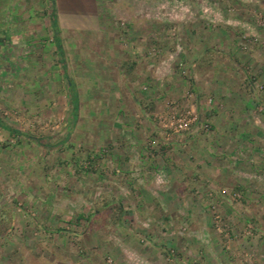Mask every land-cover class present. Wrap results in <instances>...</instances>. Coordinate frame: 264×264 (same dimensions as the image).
Masks as SVG:
<instances>
[{"label": "rangeland", "instance_id": "1", "mask_svg": "<svg viewBox=\"0 0 264 264\" xmlns=\"http://www.w3.org/2000/svg\"><path fill=\"white\" fill-rule=\"evenodd\" d=\"M84 7L0 0V119L26 135L0 128V264H264V62L220 32L237 1L98 0L101 33ZM52 10L62 28L85 27L59 30L82 91L95 54L109 55L97 41L127 42L109 49L136 65L132 86L154 101L118 117L131 126L113 127V112L84 96L65 138L71 103ZM263 12L250 13L262 36ZM243 82L252 107L235 97Z\"/></svg>", "mask_w": 264, "mask_h": 264}, {"label": "crops", "instance_id": "2", "mask_svg": "<svg viewBox=\"0 0 264 264\" xmlns=\"http://www.w3.org/2000/svg\"><path fill=\"white\" fill-rule=\"evenodd\" d=\"M236 1H237V5L239 6L238 9H240V11H238L237 9V11L234 14L235 16L233 15L235 17L234 19H231V18L226 19V16H227L225 12L226 10L222 12V14L224 15L222 17V21L227 23L226 25L228 26L221 28L220 32L223 33L222 35H225L226 32L231 31L232 32L231 35L233 34V36L237 39L240 38L239 44L246 45V46L248 45L246 51H244V55H245L243 56L245 57L244 59H246L248 56V58L252 59L253 61H263L264 62V40H263L264 36H262L263 29H259L256 25H253V23L251 22L252 21L251 14H253L255 10L261 9L264 11V0H236ZM83 2L85 5L84 7L85 11L90 10V13L92 14V18L94 19V22L91 25H95L94 27L97 29L96 31L100 32V29L102 27L100 25L101 20L99 19L100 12H99V7H98V0H86V2L83 0ZM203 8H204V11H206L207 15H210L211 13L210 6L208 7L207 5H204ZM55 15H56V20L58 19V24H59L58 37L60 39V43L63 49V42L61 41L62 36L59 34V30L60 32L66 31V30L83 31L85 27L84 25H82V27L81 26L78 27L76 25L71 24L69 27H67V29L65 28L66 27L65 25L62 28L61 27L62 25L60 24V21L62 20L58 16V13L56 12V10H55ZM228 19L230 21H228ZM76 22H78L77 19H76ZM246 36L249 38L246 39L247 41H244L245 40L244 37ZM52 37H53V33H52ZM126 43L127 42L124 39L119 41V40H110V39L103 38L97 41L95 45L99 47L101 46L105 47L109 55L107 54L108 56H106V58L102 57L101 56L102 50L95 54L94 58L95 57L97 58V61L95 60L97 65H96V69H94L92 68V63L94 64L95 62L94 61L91 62L90 69L92 72L91 74L92 77L90 76L91 77L90 78L88 76L89 78L87 80V83L89 80H90V83H88L89 89L86 88V92L82 91V85H81L82 83H80V78L78 77L79 71L76 70V68L71 72L72 74L68 75L67 65H66V60L64 56V50H63V62L65 63V66L63 67V72L65 75H63V77L65 78V81H66V88L69 93V97H70V92L68 88L71 85V83L73 84L74 89L77 93L78 112L81 111L83 97L84 96L88 97L89 99L86 101V103H88V105L91 106L92 108L97 109L99 107L100 108L107 107V111L109 108L110 109L109 111L113 112L114 114L113 116H115L112 122L113 127L114 126L115 127L131 126L129 122L126 123V121L124 120H119L118 122L117 121L118 117L121 116L122 114L126 115L127 111L137 112V114L134 115L135 117H137L138 115L143 116L145 109L148 107L146 105L148 104L149 100L151 102L153 101V98L151 100L150 98H148L146 94L143 95L142 92H137L136 90L137 88H135L136 86L135 87L132 86L135 83L134 82L135 76L133 75V70L136 68V65L131 66V64H128L129 57L125 55L124 52L121 53L114 49L113 51L109 49L110 47L114 48L115 46H118V45L120 46L121 44H123L122 46H128V44ZM131 44L132 43H130L129 45ZM127 53L130 54L129 49ZM73 57H75L76 59L79 58L77 54H75ZM109 57L111 60L109 59ZM108 60H110L111 63H113L112 66H110L112 67L111 69L108 67V64L111 65ZM139 74L141 75V71L139 72ZM262 76L264 77V74L263 73L261 74V71H260L259 78ZM95 77L97 79H95ZM241 85H243V87L240 89L239 94L235 95V97L240 98L238 99V103H240L242 106H247V107L254 106L255 97L253 96L255 95V93H252L251 95L248 94L246 92V89L244 88V85H245L244 82L241 83ZM84 93H87V94L85 95ZM220 95L226 102H229V103L232 102L230 100L232 99L231 95H233V93L230 91V89H225L224 91L221 90ZM152 103H154V101ZM238 103L237 105H239ZM78 112H77V116L75 118H72L71 108H70L71 120L70 121L68 120L69 130L66 132L65 138H67L70 135L73 127L75 126V122L78 119ZM130 142L133 143L134 141L131 140ZM138 155H139V158L143 157L142 154H138ZM164 172H165L164 169H159V171L156 173H159V174L161 173L160 178L162 179V175L164 174ZM155 176H157V174ZM160 205L163 206V203L162 202H159V204L155 203L153 207L155 209H158V206L160 207ZM140 206L142 207L141 204ZM159 219L166 223L176 222L178 220L177 217L174 218V216L172 215L170 216L164 215L160 217ZM142 221L145 222L146 220L143 219ZM187 245H189V243H187ZM189 248L190 247H188L187 249Z\"/></svg>", "mask_w": 264, "mask_h": 264}, {"label": "trees", "instance_id": "3", "mask_svg": "<svg viewBox=\"0 0 264 264\" xmlns=\"http://www.w3.org/2000/svg\"><path fill=\"white\" fill-rule=\"evenodd\" d=\"M51 28H52V33H53V42L55 44L56 47V52L58 53V56L60 57V61L62 64V67L65 66L64 62H63V49L60 43V39L58 37V28H57V20H56V15L54 10H52L51 12ZM69 92H70V102H71V116L72 118H75L77 116V112H78V99H77V93L74 89L73 84L71 83V85L69 86ZM0 128L7 131L10 135H20V136H26L25 134L21 133L19 130H16L14 128H11L10 126L4 124L1 119H0ZM29 138V137H27ZM121 211V206L120 205H116L115 206V210H114V216H113V221H117L120 217V212Z\"/></svg>", "mask_w": 264, "mask_h": 264}, {"label": "built area", "instance_id": "4", "mask_svg": "<svg viewBox=\"0 0 264 264\" xmlns=\"http://www.w3.org/2000/svg\"><path fill=\"white\" fill-rule=\"evenodd\" d=\"M255 22L257 23L258 26L264 27V16H262L260 13L255 14ZM177 128L178 130H183L185 126H187V123L189 122H183L181 119L177 120Z\"/></svg>", "mask_w": 264, "mask_h": 264}]
</instances>
